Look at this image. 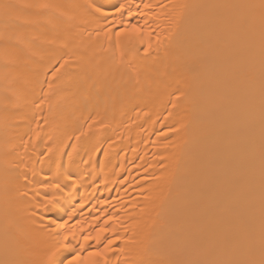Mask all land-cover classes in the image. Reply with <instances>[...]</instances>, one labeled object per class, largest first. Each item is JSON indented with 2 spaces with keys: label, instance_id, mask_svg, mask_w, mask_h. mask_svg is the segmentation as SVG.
Returning a JSON list of instances; mask_svg holds the SVG:
<instances>
[{
  "label": "bare ground",
  "instance_id": "obj_1",
  "mask_svg": "<svg viewBox=\"0 0 264 264\" xmlns=\"http://www.w3.org/2000/svg\"><path fill=\"white\" fill-rule=\"evenodd\" d=\"M147 2L0 0V264L264 259L261 0Z\"/></svg>",
  "mask_w": 264,
  "mask_h": 264
},
{
  "label": "snow or ice",
  "instance_id": "obj_2",
  "mask_svg": "<svg viewBox=\"0 0 264 264\" xmlns=\"http://www.w3.org/2000/svg\"><path fill=\"white\" fill-rule=\"evenodd\" d=\"M4 7L7 9L10 6L4 5ZM126 7H130V5H126L125 3H120L119 7L116 8V12L122 15V12ZM152 7L153 5L148 3L147 0H145V3L143 4V8L150 9ZM180 7L183 8L185 7V5H180ZM260 8L262 11H264V0H261ZM129 15L131 16L132 13L129 12ZM142 15H147V13H142ZM117 23H122L123 25L118 31H115L117 44L121 42L122 37H132V36H145L149 38L151 37L152 27L147 20L144 21L143 25H137V24L130 25L122 20L117 21ZM107 31L111 33L112 31H114V29H108ZM156 39L157 41L160 40L158 34L156 36ZM139 43L144 45L145 53H148L150 49L153 47L150 39L148 40L141 39ZM69 179H71V177ZM57 187H59V185H57ZM73 215H75V212L69 214V219H71ZM113 219L114 217L112 216L108 217V221H111ZM67 223L68 221L64 222L65 227L67 226ZM105 223H107V221H105ZM58 227H60V225H58ZM107 232H109V229L107 227L101 226L96 230L95 236H92L91 234L83 235L84 243H87L95 239V241L97 242V246L93 248L92 251H88L87 256L82 257V254L80 252H77L75 255H72L70 259L64 261L63 264H82V260H83V264H101V258H104L106 253L111 251V245H113L114 243H116L117 240L120 239L118 236H116L115 239H108L107 244L104 245V248L103 249L99 248V244L101 242L102 236L104 233ZM81 234H83V229H81ZM69 235H74V232L66 233L64 237L58 241V246L53 247L52 250L48 253V256L44 261V264H61L59 260L55 259V256L57 255L58 252L66 251L69 249L70 242L66 243V241H68ZM104 238L106 239L107 237ZM81 247L83 248V245H81ZM90 258H94V259H90ZM104 264H108L106 259H104ZM250 264H254V262H250ZM259 264H264V259H261Z\"/></svg>",
  "mask_w": 264,
  "mask_h": 264
}]
</instances>
